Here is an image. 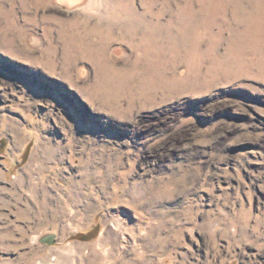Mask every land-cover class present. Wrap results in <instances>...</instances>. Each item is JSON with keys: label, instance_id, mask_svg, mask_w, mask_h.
<instances>
[{"label": "rangeland", "instance_id": "1", "mask_svg": "<svg viewBox=\"0 0 264 264\" xmlns=\"http://www.w3.org/2000/svg\"><path fill=\"white\" fill-rule=\"evenodd\" d=\"M0 264H264V0H0Z\"/></svg>", "mask_w": 264, "mask_h": 264}, {"label": "water", "instance_id": "2", "mask_svg": "<svg viewBox=\"0 0 264 264\" xmlns=\"http://www.w3.org/2000/svg\"><path fill=\"white\" fill-rule=\"evenodd\" d=\"M55 234H48L44 236L41 241L42 242H47L49 244H52L54 242Z\"/></svg>", "mask_w": 264, "mask_h": 264}, {"label": "bare ground", "instance_id": "3", "mask_svg": "<svg viewBox=\"0 0 264 264\" xmlns=\"http://www.w3.org/2000/svg\"><path fill=\"white\" fill-rule=\"evenodd\" d=\"M51 150V149H50ZM122 223V222H121ZM117 229H122L123 228V226L122 225H116L115 226ZM132 238V237H131ZM125 239V238H124Z\"/></svg>", "mask_w": 264, "mask_h": 264}]
</instances>
